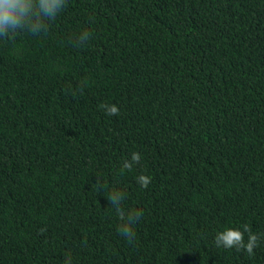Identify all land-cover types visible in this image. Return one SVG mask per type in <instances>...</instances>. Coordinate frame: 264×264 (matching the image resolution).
<instances>
[{
  "label": "trees",
  "instance_id": "16d2710c",
  "mask_svg": "<svg viewBox=\"0 0 264 264\" xmlns=\"http://www.w3.org/2000/svg\"><path fill=\"white\" fill-rule=\"evenodd\" d=\"M114 188L142 210L134 241ZM244 224L253 255L215 245ZM68 256L264 264V0H67L47 32L0 38V264Z\"/></svg>",
  "mask_w": 264,
  "mask_h": 264
},
{
  "label": "clouds",
  "instance_id": "9594fccd",
  "mask_svg": "<svg viewBox=\"0 0 264 264\" xmlns=\"http://www.w3.org/2000/svg\"><path fill=\"white\" fill-rule=\"evenodd\" d=\"M67 0H0V38H11L20 32H28L33 35H40L48 31L51 22L66 8ZM90 39V33L83 31L77 37L79 45H83ZM83 91V87L80 88ZM99 107L106 115H119V108L115 104L102 103ZM141 154L132 152L130 159L124 158L122 170H132L133 166L139 164ZM136 182L142 188H148L151 178L148 175L140 174ZM125 193L122 189L114 188L107 196L108 201L115 209L121 221L118 225V233L130 242L135 239L133 225L142 216V210L131 208L125 210L123 203ZM241 228H225L216 234L214 243L217 247L235 248L237 251L244 250L249 256L253 255L254 248L258 246L259 235L253 233L250 226L244 224ZM245 233H248V240L245 242ZM65 264H71V257H66Z\"/></svg>",
  "mask_w": 264,
  "mask_h": 264
}]
</instances>
